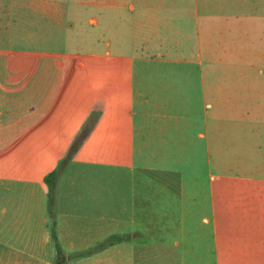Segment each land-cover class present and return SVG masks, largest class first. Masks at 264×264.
Here are the masks:
<instances>
[{
    "label": "rangeland",
    "instance_id": "rangeland-1",
    "mask_svg": "<svg viewBox=\"0 0 264 264\" xmlns=\"http://www.w3.org/2000/svg\"><path fill=\"white\" fill-rule=\"evenodd\" d=\"M59 1L52 28L22 11L13 25L22 0H0V257L72 260L60 223L107 225L105 264H125L124 246L139 264H216L231 235L212 205L264 194V84L201 52L207 38H262L264 1Z\"/></svg>",
    "mask_w": 264,
    "mask_h": 264
},
{
    "label": "crops",
    "instance_id": "crops-1",
    "mask_svg": "<svg viewBox=\"0 0 264 264\" xmlns=\"http://www.w3.org/2000/svg\"><path fill=\"white\" fill-rule=\"evenodd\" d=\"M32 2H36V4L34 5ZM60 4L61 2L59 0H22V3L20 5L18 4V7L16 8L13 2L7 7L12 11L13 16L8 20L15 25L17 21V19H14L17 17L15 12L18 14L22 11V15L24 16L23 25H26L27 27L46 26L55 28L59 26L56 16L61 10ZM233 4H235V2H233ZM1 5L3 6V4H0V7ZM32 12L35 14H32ZM34 17L38 18L34 19ZM8 24L11 25L10 22H8ZM216 27L219 28L218 32L222 34V37L226 35L224 32L225 30L230 32L235 31L232 29L233 26L231 24L228 26L221 24ZM211 31L214 32L215 28H212ZM206 43L205 52L202 50L201 53H206L207 56L209 53L215 58H218L220 61H218L217 64L220 66L223 64L224 57H226L227 60H232L234 58L239 66L246 69L245 74H248L253 70L255 76L257 75L263 77L264 84V32L262 38L247 37L245 40L244 38H207ZM201 53H199V56ZM206 106L210 108L211 104H207ZM69 202L72 206L75 200H70ZM218 202L223 205L218 207L216 205H212L211 215L213 220H215L216 215L219 214L221 217L220 221L223 223V231L230 233L231 235V237H227L230 239L231 243L226 248H220L218 250L216 264H264V194L219 196ZM213 203H216V201H213ZM74 216H76V214H74L73 211H71V214H68L66 211H61L58 218L59 220H63L62 218L69 219ZM83 219L86 220L87 217L83 216ZM97 220L104 221L107 220V218L102 212L97 214ZM201 221L208 224L210 222V218L204 215ZM49 228L50 225L47 219L43 233L45 241H47L46 230L48 231ZM55 229L56 226H54V231ZM82 231L84 230L80 229L78 231H74V233L78 235L80 234L81 236L78 241L72 237V235L75 236V234L71 231V229L67 230L66 228H63L60 223H57V230L55 231L56 241H58V244H63V251L66 250L67 252L69 251L73 253L72 260L69 255H64L69 259L66 262H63V264L108 263L111 260L108 252L112 245L106 242L100 243L106 235L110 234L108 226L95 227L92 229L90 234H88L87 231ZM94 244L98 245L94 247ZM7 249L11 250L10 254H12L13 251H16L13 246H11V248L7 246ZM123 249L130 250L131 252L125 259V264H139L137 261L136 247L130 249L129 246H124ZM224 256L228 258L224 259ZM40 262V264L56 263L53 259H46ZM0 264L21 263L15 262L13 258H9L8 256L6 258L0 257Z\"/></svg>",
    "mask_w": 264,
    "mask_h": 264
},
{
    "label": "trees",
    "instance_id": "trees-1",
    "mask_svg": "<svg viewBox=\"0 0 264 264\" xmlns=\"http://www.w3.org/2000/svg\"><path fill=\"white\" fill-rule=\"evenodd\" d=\"M50 201H51V200H50ZM50 203H52V201H51ZM50 205H51V204H50ZM52 237L56 240V234H55V231H54V225H53V227H52ZM58 254H59L60 258H61V254H60V252H58ZM62 261H63V258H62ZM55 264H63V262H57V263H55Z\"/></svg>",
    "mask_w": 264,
    "mask_h": 264
}]
</instances>
